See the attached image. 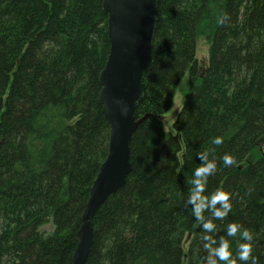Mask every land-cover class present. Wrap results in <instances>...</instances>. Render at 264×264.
<instances>
[{"label":"trees","instance_id":"trees-1","mask_svg":"<svg viewBox=\"0 0 264 264\" xmlns=\"http://www.w3.org/2000/svg\"><path fill=\"white\" fill-rule=\"evenodd\" d=\"M103 2L0 0V264H72L109 151L99 100L110 53ZM156 16L132 173L96 214L86 264H204V230L186 203L197 152L216 162L203 195L224 190L232 205L222 219L203 211L215 224L209 235L228 240L244 264L239 232L229 237L226 227L247 228L264 264V0H160ZM200 38L209 45L201 74ZM186 75L193 96L168 132L163 118ZM225 153L233 165H223Z\"/></svg>","mask_w":264,"mask_h":264},{"label":"water","instance_id":"water-1","mask_svg":"<svg viewBox=\"0 0 264 264\" xmlns=\"http://www.w3.org/2000/svg\"><path fill=\"white\" fill-rule=\"evenodd\" d=\"M160 0H104L108 16L110 54L100 73L99 100L110 126L109 153L90 190L89 200L77 233L72 264H86L95 239L94 218L132 173L130 143L140 124L135 111L144 98V73L153 66V46L158 27ZM126 111V115H121Z\"/></svg>","mask_w":264,"mask_h":264},{"label":"clouds","instance_id":"clouds-1","mask_svg":"<svg viewBox=\"0 0 264 264\" xmlns=\"http://www.w3.org/2000/svg\"><path fill=\"white\" fill-rule=\"evenodd\" d=\"M227 20V15L222 14L217 17V24H224ZM121 115H126V111H121ZM223 138L215 136L211 139V143L215 145L221 144ZM201 163L195 167L191 179L188 184L191 186L186 203L191 205L193 216L201 221V228L204 230L202 240L205 242L203 247L207 250L208 255L204 258V264H237V259L233 258V251L230 248V242L223 237H220L219 242L209 235L214 229L215 224L212 220L204 219L202 213L208 209L212 216L218 219L224 218L231 210L230 194L224 190H216L210 194V197L203 195L207 183V177L216 170L215 160H209L207 152H197ZM222 163L225 166L233 165L235 158L225 153L221 157ZM219 205V206H217ZM239 232L241 242L238 244L236 256L239 261L244 264H256V257L252 253L253 234L247 228H242L237 223H229L226 227V234L229 237H234Z\"/></svg>","mask_w":264,"mask_h":264},{"label":"rangeland","instance_id":"rangeland-1","mask_svg":"<svg viewBox=\"0 0 264 264\" xmlns=\"http://www.w3.org/2000/svg\"><path fill=\"white\" fill-rule=\"evenodd\" d=\"M196 58L198 60V64L200 67V74L203 72V69L208 66V60H209V45L207 42L200 38L197 42V49H196ZM193 96L192 93H190V83H189V76L186 75V77L181 81L175 98L173 100V105L170 109V111L164 116L163 122L164 127L166 131L168 132H174V123L178 117L179 112L183 108V106L186 104V102ZM54 230L53 225L49 224L42 228V231L50 234Z\"/></svg>","mask_w":264,"mask_h":264},{"label":"bare ground","instance_id":"bare-ground-1","mask_svg":"<svg viewBox=\"0 0 264 264\" xmlns=\"http://www.w3.org/2000/svg\"><path fill=\"white\" fill-rule=\"evenodd\" d=\"M110 54V53H109ZM109 58V57H108ZM100 84V83H99ZM108 153H109V151H108ZM130 154H131V149H130ZM82 225V224H81Z\"/></svg>","mask_w":264,"mask_h":264}]
</instances>
